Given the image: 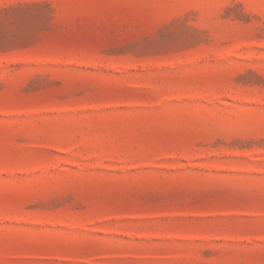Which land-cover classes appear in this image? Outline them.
<instances>
[{
	"label": "rangeland",
	"instance_id": "374dc122",
	"mask_svg": "<svg viewBox=\"0 0 264 264\" xmlns=\"http://www.w3.org/2000/svg\"><path fill=\"white\" fill-rule=\"evenodd\" d=\"M0 264H264V0H0Z\"/></svg>",
	"mask_w": 264,
	"mask_h": 264
}]
</instances>
